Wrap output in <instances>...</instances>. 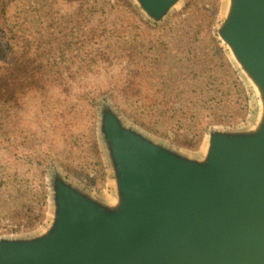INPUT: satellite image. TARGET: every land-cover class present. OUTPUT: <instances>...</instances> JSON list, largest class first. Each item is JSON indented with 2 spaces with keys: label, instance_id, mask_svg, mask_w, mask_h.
Returning <instances> with one entry per match:
<instances>
[{
  "label": "water",
  "instance_id": "95a60500",
  "mask_svg": "<svg viewBox=\"0 0 264 264\" xmlns=\"http://www.w3.org/2000/svg\"><path fill=\"white\" fill-rule=\"evenodd\" d=\"M130 1L160 25L182 0ZM223 15L227 61L259 97L253 127L212 125L193 157L101 99L115 188L99 197L50 170L52 217L30 236L0 237V264H264V0H225Z\"/></svg>",
  "mask_w": 264,
  "mask_h": 264
},
{
  "label": "trees",
  "instance_id": "16d2710c",
  "mask_svg": "<svg viewBox=\"0 0 264 264\" xmlns=\"http://www.w3.org/2000/svg\"><path fill=\"white\" fill-rule=\"evenodd\" d=\"M46 6L37 21L27 15L21 19L17 12L5 18L0 37V212L20 218L27 208V220L18 223L19 227H32L43 220L41 214L33 212V205L25 203L30 201L24 196L26 187L20 182L11 186L8 179L9 167L26 158L38 169V145L22 130L21 115L30 103L39 102L47 109L56 99L53 115L90 114L97 96L108 92L120 112L134 115L149 127L161 124L173 129L195 122L204 131L223 115L220 98L230 95L232 87L239 88L236 72L217 46L213 52L206 45L196 46L202 29L189 25V18L179 15L175 25L152 26L122 0L102 1L104 9L100 11L91 0H47ZM7 9L0 1L4 17ZM95 12L100 15L94 29L102 26L105 46L84 39ZM112 13L115 18L107 27L103 19L109 20ZM117 16L124 18L123 25ZM122 31L129 34L127 39L117 35ZM167 34L180 39L181 48L188 46L192 56L167 50L162 40ZM98 62L109 65L102 68L105 78L92 68ZM33 168L22 172L28 174ZM46 198V186L39 182L33 199L41 212ZM18 206L20 212L16 213Z\"/></svg>",
  "mask_w": 264,
  "mask_h": 264
},
{
  "label": "rangeland",
  "instance_id": "374dc122",
  "mask_svg": "<svg viewBox=\"0 0 264 264\" xmlns=\"http://www.w3.org/2000/svg\"><path fill=\"white\" fill-rule=\"evenodd\" d=\"M5 8H8V16L4 17L0 12V37L4 31V19L10 18V15L18 13L23 19L25 15L31 21H37L43 15V11L47 8V0H0ZM104 0H91L93 5H96L98 11L103 10L100 6V2ZM114 3L115 0H105ZM124 1L132 11L136 10L131 4L130 0ZM225 0H182L172 10L170 18L160 24L162 26L166 23H175L178 21L179 15L183 18L191 19L189 25L195 29H202V34L197 35L198 42L196 46L206 47L212 52L215 51L217 46L222 52L224 59L227 60L224 46L220 43L216 29L218 25L223 21V8ZM105 7V6H104ZM106 9V7H105ZM1 11V10H0ZM97 11V12H98ZM93 13L90 17L91 28H89V34L84 37L90 44L105 46L107 41L105 35L102 32V26L95 30L94 26L100 14ZM191 14V16H189ZM110 15L109 20L103 19L105 26L110 27L115 15ZM118 17L120 25H123V17ZM153 26V25H152ZM126 30V29H124ZM180 35L179 33H174ZM193 34V33H192ZM191 34V35H192ZM123 36V39H127L129 34L126 31H122L117 34ZM213 39L214 42L211 40ZM167 50H171L172 53L182 55L184 57L192 56L186 49L181 48L180 39L174 37L172 34H167V37L162 38ZM201 40H203L202 43ZM212 41V43H211ZM191 43V40H190ZM200 43V44H199ZM178 48V49H176ZM117 64L113 65L116 68ZM109 66L103 62H98L92 66V68L99 71L98 75L105 78V71L102 68ZM234 79L238 83V89L232 87L229 98L224 96L221 99L219 120H213L205 128L212 125H220L223 127H231L235 129H248L253 127L255 121H257L260 113V101L259 97L253 90L252 84L249 82H243L239 76L235 73ZM95 81V80H94ZM102 81V80H99ZM96 82V81H95ZM98 83V82H96ZM100 84V83H98ZM196 89V88H195ZM53 94L58 95V92ZM103 98H110L114 103L116 99L111 93L104 92L97 96L92 104V112L83 113L82 115H53L55 112L54 106L57 104L56 99L50 101L48 108L46 109L39 102L30 103L27 106L24 115H21L22 130L26 136L33 139L38 145V166L28 161V158L23 163L17 166L9 167V183L14 186L20 184L26 187L24 196L30 200L25 202L27 205H33L32 209L34 213L41 214L44 219L47 215V221L52 217V203L48 197L45 199V203L39 206V203L35 202L34 194L37 192L39 182H42L47 187V178L50 170H59L66 178L75 183L83 190L93 193L99 197H106L115 188L114 173L109 162L106 147L102 142V137L99 134V110L97 108V102ZM228 99V100H227ZM117 104V103H116ZM50 109L52 113L49 115ZM128 122L137 124L147 130L156 140L162 141L166 144L179 149L180 151L188 154L189 156L200 157L203 155L207 147V137L205 134L206 129L199 130V123L192 122V124H185L183 126H176L173 129L168 126L159 124L149 127L147 124L142 123L136 119L134 115L124 114ZM162 118H160L161 120ZM22 149V146L20 147ZM25 149L22 151L23 157L27 154ZM29 167H34L30 173L24 174L22 171H26ZM35 171V174L32 173ZM18 189V187H17ZM113 193V192H112ZM31 199L33 200L31 202ZM26 199H22L25 201ZM27 208L22 211V217L15 218L12 216H5L0 212V237L4 236H30L39 232L45 226V221L40 224L36 223L32 227H19L18 223H25L27 218L24 214ZM20 212L18 206L16 213ZM20 221V222H19Z\"/></svg>",
  "mask_w": 264,
  "mask_h": 264
}]
</instances>
